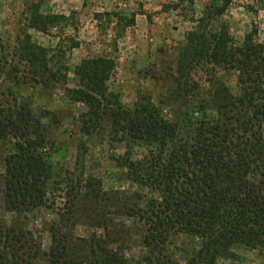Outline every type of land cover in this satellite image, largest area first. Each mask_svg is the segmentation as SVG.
Here are the masks:
<instances>
[{"label":"trees","instance_id":"trees-1","mask_svg":"<svg viewBox=\"0 0 264 264\" xmlns=\"http://www.w3.org/2000/svg\"><path fill=\"white\" fill-rule=\"evenodd\" d=\"M186 2L194 0H178L172 8ZM231 2L218 0L214 15H223ZM101 16L109 17L96 19ZM69 20L35 9L30 28L47 34ZM194 23L178 49L172 86L165 91L167 100L180 102L185 110H177L171 120L164 118L161 104L145 95L132 108L119 103L107 86L116 69L111 58L80 61L72 72L75 86L66 89L71 101L88 108L85 134L99 125L93 120H106L110 142L124 147L111 161L149 192L143 207L134 204L125 214L142 230L145 255L139 264H182L173 252L182 254L183 264H223L238 261L241 251L264 249V44L255 40V30L236 45L223 26L211 32L206 18ZM133 24L131 19L124 27ZM49 53L26 37L20 58L47 82H58L59 73L49 68ZM201 64L232 72L235 87L212 78L207 101L194 109L195 117L185 104L199 96L201 88L188 81ZM9 137L16 150L5 159L0 197L6 212L21 216L45 207L48 169L43 152L48 141L41 124L24 108L1 114L0 140ZM77 163L82 167L80 157ZM88 186L92 194L93 183ZM133 199L140 202L142 197L134 194ZM184 237L197 239L198 245L187 251L175 244ZM40 261L129 264L101 241L77 245L57 230L51 232L48 250L42 251L29 231L0 221V264Z\"/></svg>","mask_w":264,"mask_h":264},{"label":"rangeland","instance_id":"rangeland-1","mask_svg":"<svg viewBox=\"0 0 264 264\" xmlns=\"http://www.w3.org/2000/svg\"><path fill=\"white\" fill-rule=\"evenodd\" d=\"M177 2L0 0V116L26 109L41 124L48 141L43 152L48 169L45 207L17 216L4 210L0 197V221L19 224L29 231L42 251L48 250L51 232L57 230L77 245L101 241L107 248L122 253L129 264H139L145 255L142 230L125 214L126 208H133L134 204L143 207V196H149V192L129 181L125 172L111 161L112 156L124 153V147L110 142L106 120H93L99 125L89 136L83 131L88 108L71 101L66 93V89L75 86L72 72L80 61L96 57L114 59L116 69L107 86L119 103L132 108L145 95L161 104L164 118L171 120L182 109L180 102L167 100L165 91L172 86L178 49L195 26L194 21L206 18L211 32L223 26L236 45L255 30V40L264 44V0H232L221 16L214 15L218 0H194L174 10L172 6ZM35 9L43 15H61L70 20L65 27L42 34L30 28ZM105 14L109 17L96 19ZM131 19L134 24L124 27ZM26 37L50 51L49 68L59 73L58 82H47L20 58ZM212 78L235 87L232 72L205 64L197 66L188 85L197 84L201 91L185 104L195 117L194 109L207 101L205 93L211 88ZM14 143L11 137L0 140V192L5 159L16 150ZM77 157L82 159V167ZM88 178L97 181H84ZM89 183H93L92 194ZM134 194L142 200L136 202ZM175 244L188 251L198 245V240L184 237ZM173 253L183 264L182 254ZM238 255V261L223 264H264L263 248L241 251Z\"/></svg>","mask_w":264,"mask_h":264}]
</instances>
